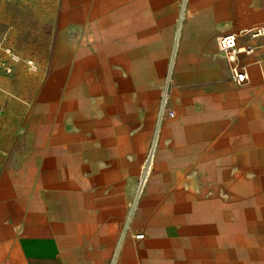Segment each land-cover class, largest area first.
<instances>
[{"label":"crops","instance_id":"crops-1","mask_svg":"<svg viewBox=\"0 0 264 264\" xmlns=\"http://www.w3.org/2000/svg\"><path fill=\"white\" fill-rule=\"evenodd\" d=\"M180 7L0 0V264H264V173L226 220L216 199L232 160L264 167V37L238 35L244 84L218 44L264 24V0ZM171 73L176 115L131 213Z\"/></svg>","mask_w":264,"mask_h":264},{"label":"built area","instance_id":"built-area-1","mask_svg":"<svg viewBox=\"0 0 264 264\" xmlns=\"http://www.w3.org/2000/svg\"><path fill=\"white\" fill-rule=\"evenodd\" d=\"M247 34L252 38H261L264 37V24H258L253 27H251ZM218 44L220 50L226 54L228 59L231 61V74L232 79L237 84H244L249 79V73L244 67V65L240 61V54L241 53H252L254 51V47L247 45L244 49L240 48L238 45V36L235 33H228L221 35L218 38ZM10 57L14 61H19L21 57L18 54L15 53H9ZM28 64L30 67L34 70L37 69L36 64L33 62V60H28ZM0 69H4L6 72H12V67L7 61V59L0 57ZM173 81V74L171 73L170 76L167 78V82L162 89L161 94V104H160V111H159V131H158V137L160 136V128L162 126V122L165 118H174L176 115V112L170 108L169 106V100H170V86ZM158 146V138L156 139V143H153V145L149 149V153L145 160L144 169L142 172V175L140 177V183H141V192L143 189L144 184L147 182L151 166L154 161V155L157 150ZM136 205L133 206L134 209L132 210V213L136 209ZM136 237L139 239H142L145 237V233L140 231L136 234Z\"/></svg>","mask_w":264,"mask_h":264},{"label":"rangeland","instance_id":"rangeland-1","mask_svg":"<svg viewBox=\"0 0 264 264\" xmlns=\"http://www.w3.org/2000/svg\"><path fill=\"white\" fill-rule=\"evenodd\" d=\"M191 1L192 0H180V3H181L180 14L181 15H185L187 13V10H188V7H189ZM244 34H247V33H244ZM164 120L166 121V120H170V119L167 117ZM164 120H163V122H164ZM162 127L163 126H161V128H160V133H159L160 136L158 137L157 134H158V131H159V126L157 124V128H156V132H155L153 141H152V143L150 144V146L148 148L146 157H147V155L149 153L150 147L153 145V143H156V139L158 138V146H157V150H156L155 155H154V161H153V164L151 166L150 175H149V178H148L147 182L143 186L142 192H141V188H140L141 187L140 177H141L143 169H144L145 161H144V164H143V166L141 168L139 179L137 180V183L135 185L134 197H133L132 202H131V213H132V210L134 209L133 206H135V204H137L136 205V208H137L139 202H141V200L143 199V197H144V195L146 193V189H147L149 183L151 182L152 177H153V175H154V173L156 171V168H157V163L156 162H157V159H158L159 148H160V144H161V140H162V136H163V128ZM146 157H145V160H146ZM228 168H231V196L230 197L228 196L227 191L222 186L219 188L218 195L216 196L217 197L216 199L220 202V217H221V220H226L227 219V210H226L227 206L226 205L228 204V201L231 200V207H232V205L235 204V202L238 201V198L235 197L233 195V193H232V190L234 189V186L242 183L244 181V179L247 178V177H250L251 179L255 180V177L257 175H259L261 173H264V167H259V166H254V165H250V166L249 165H243L238 160H232L231 167H222L223 170H226ZM226 176H227V172H224V177H226ZM208 195H210V194L208 193ZM131 213L128 215L127 221L129 220L131 215H133ZM226 259H225V261H221V262H218V263L209 262V263H204V264H231V262L227 263Z\"/></svg>","mask_w":264,"mask_h":264},{"label":"bare ground","instance_id":"bare-ground-1","mask_svg":"<svg viewBox=\"0 0 264 264\" xmlns=\"http://www.w3.org/2000/svg\"><path fill=\"white\" fill-rule=\"evenodd\" d=\"M150 22V21H149ZM251 27H248V28H245V29H243V30H241V31H239V32H235V34L238 36V35H243L244 33H247V31L250 29ZM140 40V39H139ZM138 40V41H139ZM239 45V44H238ZM239 47L240 48H242V49H244L245 47H246V45H239ZM244 186H246V185H244ZM240 190V189H239ZM245 191V190H244ZM129 249V248H128Z\"/></svg>","mask_w":264,"mask_h":264}]
</instances>
